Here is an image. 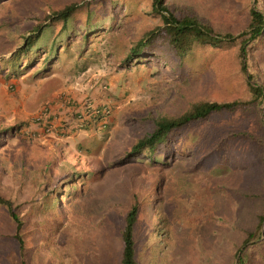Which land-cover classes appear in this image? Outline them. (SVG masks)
<instances>
[{
  "label": "rangeland",
  "instance_id": "rangeland-1",
  "mask_svg": "<svg viewBox=\"0 0 264 264\" xmlns=\"http://www.w3.org/2000/svg\"><path fill=\"white\" fill-rule=\"evenodd\" d=\"M68 1L0 0V58L20 45L51 7ZM132 1L134 6L128 0L92 1L91 24L97 34L84 36V42V12L72 21L68 40L57 36L59 24L44 28L31 48H44L42 62L19 77H6L8 69L0 65V129L22 124L0 141V193L13 199L19 211L31 208L26 216L28 264H121L119 233L132 191L144 197L136 225L140 264H208L207 259L222 264L227 250L217 244L223 241L225 219L246 218L239 210L245 206H235L237 192H229L255 191L247 177L237 182L230 173L256 170L242 165L256 164V158H244L251 146L232 134L255 129L253 119L240 109L191 123L179 134L181 148L166 162L146 158L114 163L144 131L146 117L180 113L200 97L230 99L239 93L225 48L198 51L180 70L162 56L120 63L131 37L143 24L156 21L145 11L147 0ZM173 1L194 4L216 27L234 31L243 24L241 7L249 3ZM260 48L254 53L259 65ZM47 52L48 60L56 63L46 65L47 70L52 67L46 75L37 76L35 70L48 62L43 60ZM62 96L91 119L93 108L107 105V126L91 123L83 128ZM46 108L55 114L47 128L36 119ZM76 170H86V179L77 181L68 195L61 190L66 198L57 206L41 207V184L63 188ZM94 170L102 173L89 179ZM3 228L13 229L0 210ZM15 248L13 242L2 241L0 264H17Z\"/></svg>",
  "mask_w": 264,
  "mask_h": 264
},
{
  "label": "trees",
  "instance_id": "trees-1",
  "mask_svg": "<svg viewBox=\"0 0 264 264\" xmlns=\"http://www.w3.org/2000/svg\"><path fill=\"white\" fill-rule=\"evenodd\" d=\"M92 1L94 0H71L59 7H51L45 14V18L24 35L22 43L8 56L0 58V65L3 64L8 69L6 77H19L30 67L42 62L44 48L38 46L36 51H31V48L43 34L44 28L54 29L55 25L59 24L57 36L61 35V38L68 40L72 21H76L79 13L84 12L87 26L82 36V42H84V36L89 33L97 34V30L92 29L91 24L94 12L91 7ZM147 2L145 11L156 18V21L143 24L137 34L131 37L129 48L120 63L134 59L143 61L142 59L148 60L154 56H162L174 69L180 70L179 67L185 66L186 61L198 51H204L207 48L211 50L225 48L226 54L230 58V72L235 78L239 93L230 99L200 97L191 101L180 113H161L155 117L152 115L146 117L144 131L134 139L123 154L116 158L114 163L123 164L146 158L150 162H163L169 154H172L177 148H181L178 142L179 134L188 129L191 123L199 119H207L212 114H231L238 109L244 111L253 119L255 129L253 131L240 130L232 132V134L239 135L251 146L252 149L244 154V158L251 161L254 157L256 164L253 166L252 162L247 161L242 165L249 168L256 166V170L244 171V174L230 173L237 182H243L247 177L248 185L253 183L255 191L250 192L251 194L247 189L243 194L236 189L229 191L230 195L233 191L237 192L238 200L235 206L237 208L245 206L246 210H239L246 215V218L244 220H235L232 216L226 218V224L221 231L223 241L219 240L217 247H220L221 250L225 247L227 250V256L222 264H232L239 250L241 252L236 264H264V108L262 110V106H264V0H255L254 5H251L249 0L247 5L241 7L244 10V18L240 20L243 24L237 31L229 27H216L200 12L196 5L191 3L173 0H147ZM128 4L134 6L132 0H128ZM258 46L261 47L259 49L260 65L259 61L254 58ZM48 56L47 52L43 58L45 62L48 60ZM12 62L15 64L8 67L7 65ZM53 62L56 63L54 58L49 59L46 64L40 65L34 74L37 76L46 75L47 71L52 68L49 66L50 69L47 70L46 65ZM231 74L229 75L231 76ZM61 99L63 105L73 110L83 128H89L91 123L98 124L100 128L107 126V123L104 125L100 123L102 118L100 110L104 105L93 108L94 110L98 109V112L91 111L93 114V119H91L83 116L82 108H79L80 105H76L71 98L62 96ZM54 118L55 114H51L46 108L42 111V115L36 119L39 124H43L47 128ZM21 126L22 124H15L1 128L0 141L7 132L10 133L13 128ZM100 173H102L101 170H94L89 179L97 178ZM84 174H86V170L73 171L63 188L56 183L51 189L47 188L45 184H41L40 206L45 208L52 205L57 206L64 197L66 198L65 193L61 190L65 191L66 189L67 195L71 193V189L77 181L86 179ZM230 195L227 197L230 198ZM143 198L137 191H132L123 213L119 233L121 264H140L136 253V225L142 211ZM0 210L8 217L13 228L11 232L4 228L0 229V244L2 241L13 242L16 246L17 264H28L29 245L26 234V216L30 213L31 208L19 211L13 199L0 193ZM216 252L218 250L213 254L214 258H216ZM206 262L213 264L209 259Z\"/></svg>",
  "mask_w": 264,
  "mask_h": 264
},
{
  "label": "built area",
  "instance_id": "built-area-1",
  "mask_svg": "<svg viewBox=\"0 0 264 264\" xmlns=\"http://www.w3.org/2000/svg\"><path fill=\"white\" fill-rule=\"evenodd\" d=\"M92 112H98V109L96 110H92ZM101 114H102V118L100 119V123H102V125H104V123H107L106 119L104 118V114H106L108 112V107L107 105H104L103 108H101L100 110Z\"/></svg>",
  "mask_w": 264,
  "mask_h": 264
},
{
  "label": "water",
  "instance_id": "water-1",
  "mask_svg": "<svg viewBox=\"0 0 264 264\" xmlns=\"http://www.w3.org/2000/svg\"><path fill=\"white\" fill-rule=\"evenodd\" d=\"M263 108H264V106H262V110H263ZM262 110H261V112H262ZM262 229H263V227H262ZM242 248H243V246L241 247V249H242ZM240 252H241V250L238 251V253H237V255H236L235 262H234L233 264H236V263H237V260H238V258H239V256H240Z\"/></svg>",
  "mask_w": 264,
  "mask_h": 264
}]
</instances>
